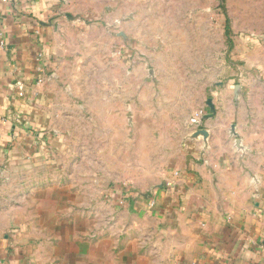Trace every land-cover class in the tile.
<instances>
[{
    "label": "crops",
    "instance_id": "crops-1",
    "mask_svg": "<svg viewBox=\"0 0 264 264\" xmlns=\"http://www.w3.org/2000/svg\"><path fill=\"white\" fill-rule=\"evenodd\" d=\"M55 1L0 0V264H264L262 92L215 87L208 142L173 148L149 189L110 181L61 146L65 88L112 82L72 77Z\"/></svg>",
    "mask_w": 264,
    "mask_h": 264
},
{
    "label": "rangeland",
    "instance_id": "rangeland-1",
    "mask_svg": "<svg viewBox=\"0 0 264 264\" xmlns=\"http://www.w3.org/2000/svg\"><path fill=\"white\" fill-rule=\"evenodd\" d=\"M51 11L77 40L72 77L112 82L94 97L65 88L61 146L110 181L149 189L173 148L208 142L187 117L215 87L222 100L264 95V0H56Z\"/></svg>",
    "mask_w": 264,
    "mask_h": 264
},
{
    "label": "built area",
    "instance_id": "built-area-1",
    "mask_svg": "<svg viewBox=\"0 0 264 264\" xmlns=\"http://www.w3.org/2000/svg\"><path fill=\"white\" fill-rule=\"evenodd\" d=\"M208 112H209V109H208V111H206L205 108H203V107H199V108L194 109L190 113V115L188 116V121H187L188 128L190 130H192L193 132L196 130H206L205 129V122L209 118V117H207ZM229 133H230V136L233 138V142L236 145H239L240 143H239V139H238V134H237V132L235 130V126L233 124L230 125Z\"/></svg>",
    "mask_w": 264,
    "mask_h": 264
},
{
    "label": "water",
    "instance_id": "water-1",
    "mask_svg": "<svg viewBox=\"0 0 264 264\" xmlns=\"http://www.w3.org/2000/svg\"><path fill=\"white\" fill-rule=\"evenodd\" d=\"M206 104H207L208 109H209V112L207 114V117L211 118V117L214 116V113H215V107H214V104L212 103L211 98H207L206 99ZM196 132L197 133H202L203 135H207V131L206 130H199V131H196ZM196 132H194V133H196Z\"/></svg>",
    "mask_w": 264,
    "mask_h": 264
}]
</instances>
